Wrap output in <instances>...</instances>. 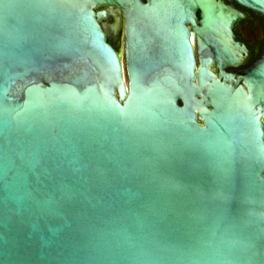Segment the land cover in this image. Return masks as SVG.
<instances>
[{
	"label": "water",
	"instance_id": "water-1",
	"mask_svg": "<svg viewBox=\"0 0 264 264\" xmlns=\"http://www.w3.org/2000/svg\"><path fill=\"white\" fill-rule=\"evenodd\" d=\"M241 18L223 0H0V264H264V53L225 70L249 56Z\"/></svg>",
	"mask_w": 264,
	"mask_h": 264
},
{
	"label": "flooded vegetation",
	"instance_id": "flooded-vegetation-1",
	"mask_svg": "<svg viewBox=\"0 0 264 264\" xmlns=\"http://www.w3.org/2000/svg\"><path fill=\"white\" fill-rule=\"evenodd\" d=\"M223 1L226 4L232 5L242 15V18L234 23L232 31L234 33L235 40L243 44L249 51V56L243 64L235 67H227L225 69L226 72L234 73L238 76L247 70L253 63L260 60L264 53V15L244 8L233 0ZM103 8L104 7H101V9ZM197 15H199V13H197ZM101 23L105 25L109 42L116 49H118L121 43V35L124 28V17L122 11L112 8L107 17L101 20ZM115 24L117 25V28L116 30H113L111 27ZM188 27L191 31L190 25H188ZM193 42L195 46L196 38L194 36ZM195 57L198 62L199 55L196 48ZM213 67L216 68V65L214 64Z\"/></svg>",
	"mask_w": 264,
	"mask_h": 264
}]
</instances>
